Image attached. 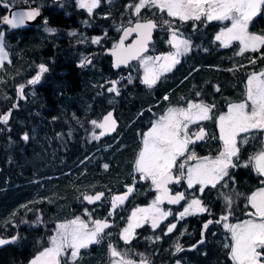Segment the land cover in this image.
Here are the masks:
<instances>
[{"label":"flooded vegetation","instance_id":"flooded-vegetation-1","mask_svg":"<svg viewBox=\"0 0 264 264\" xmlns=\"http://www.w3.org/2000/svg\"><path fill=\"white\" fill-rule=\"evenodd\" d=\"M7 2L14 7L27 5L41 8L43 10V22L39 26L46 25L51 29H55L52 37L56 38L55 41L51 42L55 45V49L59 44H64L62 52L67 53V56H73L75 58H73L74 61L81 64L82 60L88 58L91 60V63L85 64L88 68L91 66L92 70L99 68L98 74L100 75L99 79L101 83L98 88H92L93 90L100 91L99 97L93 102L87 113H83L78 108L68 109L69 116L71 117L74 114L76 119H70L69 123L72 131H70L69 135L62 136V142H66L68 150H70L69 146L72 144L74 152L77 149L83 151L82 157L76 165L78 167L82 165L83 170L91 172L99 170L96 174L100 177L124 173L126 176L130 175L131 178H138L134 172L133 165L136 155L141 148V134L149 130L151 123L155 119L163 115L169 107L185 106L188 100L215 104L213 116L214 118L218 117L227 112L230 102L244 100L248 75L254 71L259 72L264 69V58H260V52H245L243 55H237L241 47L239 41H232L230 46L225 48L219 41L215 40L216 35L221 29L230 26V21H212L207 24H205L203 19L201 21L189 20L183 24L176 21L175 27L178 28V36L189 40L191 45L190 51L181 56L179 58L180 62L171 71L165 72L152 88L144 84L135 87V85L139 84L138 80H142L144 74V69L139 61L135 60L127 66L116 68L114 67L115 59L109 52L123 37V30L130 26L128 23L130 19L133 21L131 26H135L137 17L131 14V9L126 8V5L133 2V0H110V2L109 0H100L99 6L93 10L91 15L88 14L86 9H81L77 5L76 0H29L28 3H23L22 0H7ZM153 11L156 10L153 9ZM8 14L9 8L0 5V16ZM140 15L144 18H152L159 21L160 16L164 14L157 13L153 17L152 12L148 11V9H143ZM51 18L54 23L62 24H58L55 27L49 26L45 23V20L48 22ZM194 25L195 28L193 27ZM37 28L38 26L13 29L10 25L0 21V32L4 34L5 50L8 54L11 51L10 45H13V49L23 48L25 46L24 43H26L25 38L28 37L30 40ZM60 31L65 34L58 36ZM249 31L264 35V11L253 18L249 25ZM70 33H74V35ZM97 37L101 38L100 42L96 44L92 43V39ZM170 38L171 33L167 29V26H158L153 30L152 42L148 45V51L144 55L158 56L174 52L175 49L167 43ZM136 39L137 34L135 33L134 35H129L124 40V43L131 45ZM60 40H65V42L61 44ZM47 44L49 43L47 42ZM260 51L264 52V48ZM55 54L57 55V51ZM252 58H256L255 63H251ZM16 59L22 60L18 55L11 56V61H15ZM38 59L43 60L40 57ZM229 69L232 70L229 71ZM88 72H85L87 76ZM45 74L47 73L42 75L40 83L33 88L37 97L41 96L39 91H42L40 86L43 84V76ZM52 74H54L53 71L51 72ZM9 75L10 73H5L4 77ZM15 77L27 78L28 76L26 73H22ZM112 81H119L117 84L119 95L107 91L112 86ZM145 86L146 89H144ZM217 86L220 89L219 92L215 90ZM26 87L27 83L24 85L23 97H21L20 94H17L12 89L10 79L8 78V85L5 91L6 98L3 100L4 105H6L5 110L6 112L11 110V116L6 125L7 136L2 162L4 168L0 167V173L4 169L3 174L5 176L8 175L9 178L16 172V165L24 158L31 144L22 139L26 134L27 126L25 123L18 124L22 122L23 118H26L27 104L31 107L37 99V97L33 100L28 99ZM196 93H199V96ZM139 95L140 100L137 98ZM165 96L168 97L167 100L164 99ZM144 97H146V102H144L146 105L143 108L136 109L137 102H143L141 100ZM14 99L17 101L15 107L11 104V101ZM27 100L30 103H26ZM38 106L41 108V120H47L45 121L46 124L41 123L37 125L36 121L35 124L32 123L35 130L41 133L51 128L54 131L55 126L62 125V122L59 124L60 118L56 114L59 111L57 104L53 106H47L46 104H41L40 106L39 104ZM45 107H48V110H43ZM111 111H113L115 117V120L113 119L115 121V130L106 133L104 136H99V133L103 130L94 128L91 121L97 120L102 122L103 117L107 113H111ZM12 112H15L14 115H12ZM31 116L29 113V118ZM15 117H19V119ZM49 117L51 120L48 119ZM49 123L50 125H48ZM10 125H15L17 128L16 136L14 137L10 135V128L8 127ZM201 125L206 128L210 137L214 136L216 138L197 141L194 145H189V147L195 150L198 157L214 158L222 150V143L218 138L217 125L212 120L202 121ZM199 126L194 124L191 126V130H195ZM93 133L99 136V139H93ZM259 148L260 144L258 141H250L247 145L242 146L241 161H246L248 156L252 155ZM108 149L114 150L108 152L112 154L113 158L112 156L108 158L109 154H103V158L99 157L100 152ZM123 155L129 161L127 159L123 160L125 163L122 164L121 168L120 166L116 168L114 173L113 168L104 170L105 164H112L115 162V158L117 159ZM195 163H197L196 160L189 161V164L194 165ZM236 168L247 169L248 175L253 173V177L246 178L248 179V183L245 184L243 182V185L240 186L245 189L247 196L257 189L264 187V184H261V180H264V177L258 176L251 166ZM236 168H230L228 176L224 177L215 188H212L210 185L205 187L203 193L199 191L200 185L189 189L185 181H182L179 185H168L171 194L184 192L186 199L180 201L178 204L168 203L167 200L161 203L160 208L164 211H170L171 214L161 220L155 229L151 226V220L147 222L141 220V226L136 227L131 242L127 244V249L135 250L142 244H147L149 251L153 252L149 254V264H170L167 258H164V260L159 258L157 254H161L159 252L160 249L168 245L167 247L177 254L176 247L179 245L182 246L180 247L181 251L178 252L181 255L187 248H191L187 247L185 242V238L191 235L190 232L187 234V227L192 222L195 224L202 223V216L206 211L202 213L197 211L183 218H180L179 213L194 198L201 200L202 206L206 209L215 207L219 202L221 192H227L228 194L232 192V182ZM225 182H227L228 187L222 188L221 185ZM133 185V192L128 195L127 200L116 207L115 211H112L111 199L114 196L125 194L127 188ZM110 188L112 187L108 189L99 188L94 193H91L104 192V197L94 204H89L83 198L81 203L73 205L70 215L62 221L53 218L51 215L43 216V211L37 202L30 205V207L20 202L15 207L14 216L4 222L5 225H0V239L11 240L12 237H17V239L13 243L5 244V246L0 248V252H3L5 250L3 248L10 244L13 246V248L9 249L10 255L19 256L21 260L16 261L14 257L10 256L8 260L12 261L14 259V262L9 264H29L41 250H44L42 247L46 245L50 246V237L55 235L56 225L64 221L69 222L76 217H80L85 222H88L89 227L91 226V219H107L111 227L105 231L111 233V235L105 236L101 242H105L109 246V243L119 240L118 233L129 219L130 211L136 206L149 207L159 194L150 181L143 180L128 183L126 187L117 190L112 188L109 194L108 190ZM86 209L90 214L93 213V217L85 215ZM31 211H34V213L30 214ZM110 211L112 212L111 216H109ZM247 211L253 210L249 207ZM142 216L143 214L139 213L137 219H140ZM249 218L243 215L239 217V222L235 223H240L241 220ZM208 221L205 220V223ZM171 224H175L176 227L172 232L168 233L167 228ZM200 244L201 241L196 246ZM94 245L96 244L89 245V248ZM184 259L178 258L175 262L178 261L177 263L185 264Z\"/></svg>","mask_w":264,"mask_h":264},{"label":"snow or ice","instance_id":"snow-or-ice-1","mask_svg":"<svg viewBox=\"0 0 264 264\" xmlns=\"http://www.w3.org/2000/svg\"><path fill=\"white\" fill-rule=\"evenodd\" d=\"M22 2L28 3L29 0H22ZM76 3L91 15L99 6L100 0H76ZM0 5L9 7L7 0H0ZM126 8L131 9V14L136 16L137 20L134 27L131 26L133 21L129 20L130 26L123 30V37L111 50V55L115 57L114 67L119 68L122 64L126 66L131 60L139 61L144 69L141 82L149 88H152L165 72L171 71L180 62L179 58L191 49L189 40L178 36L176 21L181 24L189 20L201 21L202 19L205 24L212 21H230V26L221 29L215 40L225 48L229 47L232 41H239L241 47L237 55H243L245 52H260V58H264V52L260 51L264 48V35L249 31L253 18L264 11V0H133L126 5ZM143 9L152 12L153 17L157 13L164 15L160 16L159 21L144 18L140 15ZM39 15V9L17 11L12 13L11 18L7 15L0 16V21L16 29L25 26L26 21H32ZM45 23H47L46 20ZM158 26H167L171 33L167 43L175 51L167 55L145 56L144 53L148 51V45L152 42L153 30ZM193 27L195 28V25ZM45 30L55 31L51 28ZM132 33L137 34V39L133 44L125 46L124 40ZM70 34L74 35V33ZM100 39V37L93 38L92 43H99ZM5 61L11 63L9 54L5 50L4 34L0 32V68ZM255 62L256 58H252L251 63ZM88 63H91V60L85 58L80 66L83 67ZM47 71L48 68L45 65H39L37 74L29 79L27 84L40 83L42 75ZM118 83L119 81H112V86L107 91L119 95ZM215 90L220 91L218 86ZM23 91L22 84L18 89L21 97H23ZM196 95L199 96V93ZM164 99L167 100L168 97L165 96ZM214 108L215 104L188 100L185 106L169 107L163 115L151 123L147 132L141 134V148L134 161V172L139 180L150 181L159 194L149 207L137 208L132 212L128 226L120 234V239L125 244L131 242L133 229L141 226V220L145 222L151 220V226L155 229L161 220L171 214L170 211L160 208V204L165 200L171 204H178L186 199L184 192L171 194L168 187L170 184L179 185L185 181L189 189L200 185L199 191L203 193L205 187L210 185L215 188L224 177L228 176L230 168L240 166H251L258 176L264 177V69L248 75L244 100L230 102L227 112L215 118ZM10 116L11 110L0 113V123L7 125ZM210 120L217 125L222 150L214 158L198 157L189 145L207 138H216L210 137L206 128L201 125L202 121ZM91 123L94 128L103 130L99 136L115 130V121L111 113L104 116L102 122L93 120ZM194 124L200 126L191 130ZM99 136L93 133V139H99ZM22 139L27 141L28 135L25 134ZM250 141H258L260 148L242 162L240 155L242 146ZM192 160H196L197 163L189 164ZM104 167L107 169L108 165L105 164ZM136 178L134 177V180ZM261 184H264V180H261ZM221 187L227 188V182ZM133 188L134 185L129 186L125 194L111 199L112 211L127 200ZM220 195L224 198L225 209L224 214L215 223H223L225 231L230 233V242L225 243L223 247L229 249V259L232 264H264V187L245 197L247 200L245 208L250 207L253 211H245L244 215L250 218L240 223L233 224L227 221L233 214L234 199L242 194L233 190L229 194L221 192ZM103 196V193H97L85 195L84 199L89 204H93L101 200ZM197 211L202 213L207 209L202 206L201 200L194 198L179 213V216L183 218ZM138 213L143 214L140 219H137ZM85 215H91L87 209ZM111 215L110 211L109 216ZM90 223L92 227H89V223L85 220L76 217L67 223L56 225L55 235L50 237V246L36 255L30 264H76L81 249L98 244L105 236L111 235L105 231L111 227L107 219H91ZM211 223L213 221L209 220L204 224V228L207 229ZM175 227V224H171L167 232H172ZM16 239L17 237H12L11 240L0 239V245L13 243ZM108 248L112 258L111 264H136V261L129 258L127 252L122 253L112 243H109ZM176 251H181L179 245ZM140 255L139 264H149L143 254ZM65 256L67 258L62 261Z\"/></svg>","mask_w":264,"mask_h":264},{"label":"rangeland","instance_id":"rangeland-1","mask_svg":"<svg viewBox=\"0 0 264 264\" xmlns=\"http://www.w3.org/2000/svg\"><path fill=\"white\" fill-rule=\"evenodd\" d=\"M47 28L49 27H47L46 25L38 26L34 35L31 36V41L27 45V52L29 54V57L31 58L29 63L27 59H25L27 60L26 63L19 59H16L15 61H11V56L18 55L23 48L13 49V45H10L11 51L9 54V60L11 61V63L5 61L3 67L0 68V100L1 97L5 95L6 86L8 85V78L10 79L11 87L17 92V94H19L18 92L19 86L22 84L25 85V83H27L29 79L33 78L37 74L38 68L37 71L34 72L31 77H27V78L15 77L17 75H20L22 73H27L29 71L30 67L32 66L31 63L34 61L33 59L37 57V54L42 49L44 41L48 43L55 41L56 37H52L55 31L48 32L45 30ZM64 34H65L64 32L60 31L58 33V36H63ZM87 71H90L88 76L91 74L99 75L98 73H95L96 70H92V68H87ZM5 73H10V75L4 77ZM99 78L100 75L96 79H91L88 77L84 78L83 85L79 93H77L76 95H69V94L66 95V103H63V105L59 106V108L62 106H67L66 111L68 114L63 118V124L65 126L70 125L69 123L70 119H76V116L74 114L71 117L69 116L68 109L72 110L73 108L74 109L78 108L83 113L89 112L90 106L99 97L100 91L92 89V88H98L99 84L101 83V80ZM141 81L142 80H138L139 84L135 85V87H138L141 84H143ZM38 84L36 85L27 84L26 94L28 96V99L33 100L35 97H37L33 88ZM144 89H146V86L144 87ZM137 98L140 100V95ZM145 98L146 97H144V99L141 101L146 102ZM16 103H17L16 99L11 101L13 107L16 105ZM26 103H30V102L27 100ZM145 105L146 103L137 102L136 109L143 108ZM43 110H48V107H45ZM14 113L15 112H12V115H14ZM48 119H50V117ZM46 120L47 119L42 120L44 124ZM26 121H27L25 122L26 123L25 125L27 126L26 134L28 135L27 143L28 144L31 143L29 145L30 147L29 153L31 154L32 158L21 159L20 163L16 165L17 167L16 172L11 176L10 180H4L3 185L9 187V184L12 181L13 184L23 183L24 190L30 187L32 193L26 196V200L28 203L27 205L29 206L32 205L35 202V200L39 205L45 204L46 207L44 208V211L46 213H49L53 218L62 221L67 219V217L70 215L69 209L75 203H81L83 201L84 195H89L91 193H94L95 190L101 188L100 186L102 183H104L102 185L103 189H108L111 185L106 183L111 182L113 185L112 188H114V190H117L119 188L126 187L128 183L139 181L138 178L134 180V177L131 178L130 175H128L126 178H124L125 176H120L119 174L118 176L105 175L100 177L99 175L96 174V172L99 170L92 172L89 170H83L82 165H79V167L76 165V163L81 159L83 151L77 149L74 152L72 144L69 146L70 150H68L66 142H62L63 138H61L62 141H59L58 138L57 139L55 137L53 138L52 134L58 133L57 127H54V131H52V129L50 128V130H45L39 133L37 130H35L34 126L32 125V122L29 119V111H27L26 113ZM18 124H24V123L21 122ZM48 125H50V123ZM8 127L10 128V135L13 137L16 136V132H17L16 126L10 125ZM70 131L71 129L67 128L65 132L67 135H69ZM113 149H108V150H104L103 152H100L99 157L103 158L104 157L103 154H109L108 152L112 151ZM111 156L112 154H109L108 158ZM24 157H26V155ZM114 160L115 162L112 164L108 163V167H107V169L113 168V173L116 171L115 170L116 168H118L119 166L120 168L122 167V163L119 161V158L117 159L115 158ZM116 162L119 163V166ZM118 177H123L124 180H120ZM2 180L3 178H0V185ZM57 187H62V189H65V191L69 190L68 195L65 198H63V195H61L60 198L58 197L56 199V197L59 195L57 194L56 191ZM112 188L108 190L109 194L111 193ZM81 196H82V201H81ZM50 208H53V210L51 211ZM137 208H144V207L136 206L130 211L129 219L121 227V230L118 233L119 240L115 241L112 244L116 246L118 250L121 251L122 253L127 252L129 258L136 261V264H139V261L141 260L140 254H143V257L148 261L150 259L149 254H152L153 252L146 250L144 251V253H139V248H136L135 250H129L127 249V244H125L124 241L120 239V234L122 233L123 229L128 226L132 212L135 211ZM245 211L247 210L244 209L242 214H244ZM91 217H93V213L91 214ZM137 217H139V213L137 214ZM239 220L240 219L235 218L234 215V220L232 221L230 218L227 222L234 224L235 222H239ZM240 222H242V220ZM62 223H67V221H64ZM90 227H92V225ZM135 231L136 228L133 229V233H135ZM228 236L230 239V233ZM46 247H49V245L42 247V249ZM66 258L67 257L65 256L64 259ZM111 261L112 258L110 257L108 245H106L105 242H100L99 244L91 246L90 248L88 247L85 249H81L80 257L76 261V264H111ZM177 262L171 261L170 264H180Z\"/></svg>","mask_w":264,"mask_h":264},{"label":"trees","instance_id":"trees-1","mask_svg":"<svg viewBox=\"0 0 264 264\" xmlns=\"http://www.w3.org/2000/svg\"><path fill=\"white\" fill-rule=\"evenodd\" d=\"M47 24L49 26H58V24L62 23H54L53 19L51 18L48 20ZM50 28V27H49ZM27 38V39H26ZM26 43L25 46L23 47V50L20 51L18 56L22 59L23 62L26 63V61L31 60L29 57V54L27 52V45L30 43L31 39L29 40L28 37H26ZM59 42L64 43L65 40H60ZM64 44L58 45L57 48L55 49V45L53 43L47 44L46 41L43 42V47L37 54V57H35L33 62L31 63L32 66L30 67L29 71L26 73L28 77H31L34 72L37 71V68L39 65L43 64L48 68V71L46 72L43 76V84H41L40 89L42 91H39L41 96L37 97V99L34 102V105L30 107L29 104H27L26 110L29 111V113L32 115L29 119L30 121L35 124V121L37 125L39 124H44V122L41 120V108L38 106L40 104H46L47 106H53L57 104L58 106L63 105V103H66V95H76L77 93L80 92L84 78L88 77L91 79H96L99 77L97 74H91L87 76V66H80V63L74 61L73 56H67V53L62 52L64 50L63 47ZM57 51V55L55 52ZM66 55V56H65ZM17 57V56H16ZM38 57L43 58V60H39ZM74 58V59H73ZM27 59V60H25ZM56 65V66H55ZM91 66V65H90ZM89 68H92L89 67ZM95 73L99 72V68L95 69ZM54 72V74L51 75V72ZM89 74V72H88ZM92 87V86H91ZM13 89V88H12ZM15 96V95H14ZM3 98V99H2ZM6 98V95L1 97L0 100V113H5V106L3 100ZM36 98V97H35ZM144 103V102H142ZM67 106H62L58 110V113H56L59 116V124L62 122L63 124V118L68 114L66 111ZM54 112V111H53ZM52 113V112H51ZM44 114V111H43ZM16 119H19V117H15ZM22 122L25 123L26 118L22 119ZM26 124V123H25ZM46 124V123H45ZM64 125V124H63ZM57 127L58 133L52 134V137L58 138L59 141H62L61 138L62 136L66 135V129L69 128L71 129V125L69 126H55ZM6 125L3 123H0V167L4 168L2 165L3 162V154H4V146L6 142ZM72 131V129H71ZM80 136V135H79ZM32 156L29 153V151L26 153V157L24 159H31ZM128 160V158H125V155L119 157V161L124 164L125 160ZM124 160V161H123ZM129 161V160H128ZM119 166V163H117ZM4 169L1 170L0 173V178H3L1 185H0V225H5L4 222L8 221L14 216V210L15 207L22 202L23 204H28L26 200V196L31 192V188H26L25 190L23 189L24 184L23 183H17L9 184V187H6V185H3L4 180H10L9 176H5L3 174ZM234 177H233V190L236 192L241 193L242 195L239 198L234 199L233 203V208L232 211L233 214L229 217L231 220H234V215L235 218L239 219V217H242L244 214L242 212L244 211L246 203L245 197H247V193L245 189H243L242 186L243 182L245 184L248 183V177H253V173L251 175H248L247 169L245 168H236L234 170ZM118 176V175H116ZM120 176H125L126 174L122 173ZM120 180H124L123 177H118ZM30 184V183H29ZM101 184V188L102 185ZM110 184L112 187V183H106ZM58 189V190H57ZM232 190V191H233ZM57 194H59L56 199L61 195H63V198H65L68 195L69 190L62 189V187H57L56 188ZM34 192V191H33ZM228 194L227 192H225ZM232 193V192H230ZM31 197V196H30ZM32 199V198H31ZM81 201H82V196H81ZM36 202V200H35ZM34 202V203H35ZM76 204V203H75ZM74 204V205H75ZM77 205V204H76ZM29 205H27L28 207ZM41 209L46 207L45 204L39 205ZM30 207V206H29ZM73 206L69 209L71 213ZM224 209H225V202L223 196L220 197L219 202L217 205L211 209H207V211L203 214V222L200 224H195L191 223L187 227V234L189 232L191 235L187 236L185 238L186 246L191 247L187 248L183 254L180 255V253L175 252L171 249H169L166 245L163 246L159 252L161 254L159 255V258L164 260V258H167L170 262L175 261L178 258H185V264H232V261L229 259V249H226L223 247L225 243H229V233L225 231L223 228V223H215L217 219L221 217L222 214H224ZM52 211L53 208H50ZM247 210V209H246ZM34 211H31L30 214H33ZM50 216L49 213H46L45 211L43 212V216ZM205 220H211L213 223L208 225V228H204ZM32 239V238H30ZM34 240V239H33ZM201 240H203V243L200 245L196 246ZM171 242H173L171 240ZM196 246V247H195ZM182 247V246H180ZM13 248L10 244L7 245L5 248H3V252H0V264H9L11 262H14V259L16 261L21 260L19 256H13L10 255L9 249ZM139 248V253H144V251H149V246L147 244H142ZM138 253V254H139ZM137 254V255H138ZM14 257L12 261L8 260L9 257Z\"/></svg>","mask_w":264,"mask_h":264},{"label":"water","instance_id":"water-1","mask_svg":"<svg viewBox=\"0 0 264 264\" xmlns=\"http://www.w3.org/2000/svg\"><path fill=\"white\" fill-rule=\"evenodd\" d=\"M9 14L7 15V16H9V18H11V15H12V13L13 12H17V11H28V10H31V9H39V11H40V15L38 16V17H36L34 20H32V21H26L25 22V26H23V27H20V28H18V29H25V28H28V27H33V26H39V25H41L42 24V22H43V10L41 9V8H39V7H36V6H27V5H23V6H19V7H14V6H11V5H9ZM135 33H132L131 35H134ZM135 41H133V43H134ZM132 43V44H133ZM125 44V43H124ZM130 44H128V45H126L125 44V46H129ZM113 49V48H112ZM111 49V50H112ZM111 50H109V52H110V54H111ZM114 59H115V57H114ZM135 60H131L128 64H130L131 62H134ZM127 64V65H128ZM126 65V66H127ZM121 66H125V65H121ZM108 114V113H107ZM106 114V115H107ZM111 114H112V119H114L115 120V117H114V115H113V111H111ZM105 115V116H106ZM98 193H103L104 194V192H98ZM95 194H97V193H95ZM90 195H94V194H90ZM104 197V196H103ZM100 201V200H99ZM86 202H88L87 200H86ZM96 202H98V201H96ZM9 240V239H8ZM3 246H5V244L4 245H0V248H2Z\"/></svg>","mask_w":264,"mask_h":264}]
</instances>
